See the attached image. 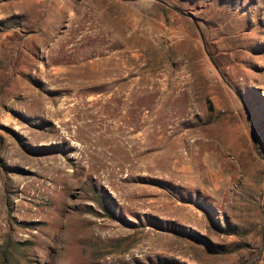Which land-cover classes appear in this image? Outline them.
<instances>
[{
  "label": "rangeland",
  "instance_id": "374dc122",
  "mask_svg": "<svg viewBox=\"0 0 264 264\" xmlns=\"http://www.w3.org/2000/svg\"><path fill=\"white\" fill-rule=\"evenodd\" d=\"M186 1L0 0V264H264V0Z\"/></svg>",
  "mask_w": 264,
  "mask_h": 264
},
{
  "label": "crops",
  "instance_id": "0c3cea01",
  "mask_svg": "<svg viewBox=\"0 0 264 264\" xmlns=\"http://www.w3.org/2000/svg\"><path fill=\"white\" fill-rule=\"evenodd\" d=\"M168 1L173 5H181V4L189 3L186 0H180V1L168 0ZM160 12L161 15L163 14V12L166 13V11L165 10L162 11V9ZM177 18H178L177 20L180 19L179 17ZM182 24L183 25L179 32V36L180 38H182V40L177 42L176 44H172L167 47L142 46V47H136L135 49L133 48V50L135 52H140V54L144 55V61L147 63V65L158 64L161 61L164 62V65L166 67V69H164V74H163L164 78H159L160 73L155 72L154 80L158 82L156 89L159 90V94L156 101H160L162 96L164 97L166 96V98L168 99H174L177 96H182L188 100L187 107L188 109H190V105H189L191 101L190 98H192L194 94L199 92L198 91L199 87H197V84L193 79L194 72H192V68H191L193 64L192 54L195 52L198 55L200 54V56H197L196 61L197 64L200 61L201 65L203 66L204 51H201V49L197 46L188 44L190 43L192 34L189 25L184 20Z\"/></svg>",
  "mask_w": 264,
  "mask_h": 264
},
{
  "label": "water",
  "instance_id": "95a60500",
  "mask_svg": "<svg viewBox=\"0 0 264 264\" xmlns=\"http://www.w3.org/2000/svg\"><path fill=\"white\" fill-rule=\"evenodd\" d=\"M125 1L136 2V1H141V0H125ZM147 1H154V2L160 3V4H162L163 6H165V7L169 8V9H171L173 12H175V13L178 14L179 16L190 19V20L193 22V24L195 25V27H196V29H197V31H198V33H199L201 39H202V35H201L200 29H199V26H198L197 19L193 16V14H192L191 12H189V11H185V10H182V9L176 7V6H173V5L169 4L168 2H166V1H164V0H147ZM202 41H203V40H202ZM222 78H223V76H222ZM223 80L225 81L226 85H227V86H228V87H229V88L235 93V95L238 97L240 103L243 105L244 109L246 110V106H245V104H244L242 98H241L240 95L238 94V92L235 91V89H234V88H233V87L227 82V80H225L224 78H223ZM246 111H247V110H246ZM247 119H248V121L250 122V117L247 116ZM250 130H251V134H252V136H253V139H254L255 143H256V144L258 145V147H259V143H258V141H257V139H256V137H255V132H254L252 126H250ZM260 154H261V152H260Z\"/></svg>",
  "mask_w": 264,
  "mask_h": 264
},
{
  "label": "trees",
  "instance_id": "16d2710c",
  "mask_svg": "<svg viewBox=\"0 0 264 264\" xmlns=\"http://www.w3.org/2000/svg\"><path fill=\"white\" fill-rule=\"evenodd\" d=\"M213 221H214V219H213ZM216 226H217V224H216ZM217 229L219 230V233H220L221 235H228V236H229V235H232V234H233V231H234V229L231 228L228 224H225L223 228H219V227H217ZM186 234H187L188 236L192 237V238L196 237V236L192 235V233H186ZM241 235H244V233H241ZM243 246H245V245H239V246L237 247V249H238V248H241V247H243Z\"/></svg>",
  "mask_w": 264,
  "mask_h": 264
},
{
  "label": "bare ground",
  "instance_id": "6f19581e",
  "mask_svg": "<svg viewBox=\"0 0 264 264\" xmlns=\"http://www.w3.org/2000/svg\"><path fill=\"white\" fill-rule=\"evenodd\" d=\"M94 76H95V74H94ZM80 77H81V76H80ZM90 78H91V77H90ZM78 79H79V78H78ZM84 79H85V78H84ZM92 79H93V78H92ZM86 80H87V79H86ZM80 81H81V80H80ZM80 81H79V82H80ZM81 82H82V81H81ZM91 82H92V81H91ZM97 82H98V81H97ZM93 83H94V82H93ZM83 85H84V84H83ZM85 85H86V84H85ZM87 85H88V84H87ZM88 86H89V85H88ZM75 112H76V111H75ZM85 116H86V115H85ZM74 117L78 120V119H83L84 116L81 115L80 113H78V114H77L76 116H74ZM75 118H74V119H75ZM72 120H73V118H72ZM77 120H76V121H77ZM76 121H73V122H76ZM79 121H80V120H79ZM82 124H83V123H82ZM85 125H86V123H85ZM85 125H84V126H85ZM77 126H78V125H77ZM81 126H82V125H81ZM88 126H89V125H88ZM78 127H79V126H78ZM79 129H80V128H79ZM81 129H82V128H81ZM90 130H91V129H90Z\"/></svg>",
  "mask_w": 264,
  "mask_h": 264
}]
</instances>
